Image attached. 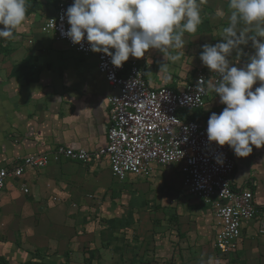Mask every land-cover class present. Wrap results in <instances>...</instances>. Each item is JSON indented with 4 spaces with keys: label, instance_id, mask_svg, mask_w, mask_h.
Here are the masks:
<instances>
[{
    "label": "crops",
    "instance_id": "0c3cea01",
    "mask_svg": "<svg viewBox=\"0 0 264 264\" xmlns=\"http://www.w3.org/2000/svg\"><path fill=\"white\" fill-rule=\"evenodd\" d=\"M76 4L90 28L104 32L116 59L139 63L149 87L179 90L198 71L225 67L224 91L210 90L204 107L190 117L221 125L234 160L232 186L249 189L263 214L264 0ZM54 5L55 0H0V167L59 146L93 151L106 144L110 89L94 53H79L41 31ZM183 48L194 53L190 59L178 53ZM183 65L192 67L188 76H174ZM162 168L170 173L163 175ZM174 176L181 186L178 163L154 166L145 180L155 177L158 185ZM137 179L142 177L114 180L106 159H61L7 179L0 191V264H264V234L255 220L242 228L236 249L223 255L213 247L212 208L194 196L184 198L186 216H176V236L164 222L145 218L150 210L144 209L124 227L127 240L118 237L119 223L101 220L102 192L114 181Z\"/></svg>",
    "mask_w": 264,
    "mask_h": 264
},
{
    "label": "built area",
    "instance_id": "2783aa9c",
    "mask_svg": "<svg viewBox=\"0 0 264 264\" xmlns=\"http://www.w3.org/2000/svg\"><path fill=\"white\" fill-rule=\"evenodd\" d=\"M54 6L41 31L79 53H94L97 72L110 89L106 144L93 151L59 146L22 157L11 167H0V191L7 179L21 177L26 169H40L61 159L96 164L106 159L112 177L119 181L128 175L147 178L154 166L178 163L181 188L212 208L217 252L227 255L235 250L248 221L255 220L258 232L264 234V213L258 215L252 192L232 186L234 160L221 125L190 117L204 107L210 90L224 91L225 67L198 71L179 90L149 87L139 63L116 59L104 32L90 28L76 0H55Z\"/></svg>",
    "mask_w": 264,
    "mask_h": 264
},
{
    "label": "rangeland",
    "instance_id": "374dc122",
    "mask_svg": "<svg viewBox=\"0 0 264 264\" xmlns=\"http://www.w3.org/2000/svg\"><path fill=\"white\" fill-rule=\"evenodd\" d=\"M179 54H182L184 56V59L192 56L194 54L190 50L187 51V49H182L178 51ZM168 54L174 55L172 51H169ZM167 64L170 62L166 61ZM192 67L188 66H181L176 71V75H181L182 77H187L190 73ZM103 169L106 170V165L103 163L102 165ZM101 167V168H102ZM167 167V166H165ZM163 173L166 171L167 173H170V170L167 168L159 169ZM178 174V172L176 173ZM165 175V173L163 174ZM161 176L160 174L157 175L159 178ZM107 181H110V176H104ZM116 180V179H114ZM158 180V179H157ZM123 182H113L110 183L108 186H104V192L102 201L104 202V211L102 215V219L104 221H108V219L114 218L119 223L120 231L119 236L120 238H123L127 240V231L124 229L127 224L135 220H139V217L141 216V211H144V209H147V211L150 210L149 215L148 212L145 214L147 219L153 221L154 225H157V222L159 221V225H167L168 227V234L171 233V235L176 236V216L179 217L180 214H183L186 216L184 207H183V201L187 198H194L191 197L189 193L185 192L181 186L179 185L178 179L174 176V179L171 180H158V185H156V179L154 177V181L151 180H145V178L137 179L133 182H124V184H121ZM162 183V184H161ZM119 185V186H118ZM177 191L176 193H173L172 195H167L170 193V191ZM153 192V193H152ZM101 193V194H102ZM167 193V194H166ZM153 194V195H152ZM142 196L144 198V202L140 204L139 197ZM187 201V200H186ZM167 215V216H166ZM168 217V218H167ZM116 218V219H115ZM146 219V220H147ZM162 227V229H163ZM156 231H161L160 229H157ZM165 232V229L161 231ZM189 247H196L195 244L191 241H189ZM207 250V248H206ZM237 256H234L231 260V263L236 262ZM209 264H216L214 261L210 260Z\"/></svg>",
    "mask_w": 264,
    "mask_h": 264
}]
</instances>
